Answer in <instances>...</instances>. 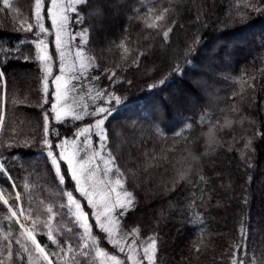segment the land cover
<instances>
[{"label": "trees", "instance_id": "obj_1", "mask_svg": "<svg viewBox=\"0 0 264 264\" xmlns=\"http://www.w3.org/2000/svg\"><path fill=\"white\" fill-rule=\"evenodd\" d=\"M118 1L122 3L116 7L119 12L116 25L110 26L113 13L101 21L91 8L81 6L84 21L75 23V14H71L73 23L69 31L76 33L87 28V44L80 45L78 36L71 42L96 58L95 64L82 75L75 73L80 79L73 81L76 91L72 95L81 105L88 106L87 112L98 106L112 109L104 125L108 141L103 154L110 149L116 156L127 178L125 186L136 198L135 209L122 219L123 226L129 231L139 228L140 241L153 234L158 237L157 264H231L233 258L237 264L241 260L244 264H264V13L243 7L247 0H114V3ZM251 2L264 6L260 0ZM150 7L171 9L163 22L173 28L167 42L162 32L146 28L135 18ZM12 9L0 11V45L6 50L0 52V72L4 73L0 95L5 98L0 161L5 162L17 188L13 189L12 182L2 174L0 187L13 196L20 191L25 207L29 196L34 204L41 200L54 205L66 203L59 193L72 191L89 213L93 233L103 237L104 233L95 226L87 200L74 190L67 164L61 162L65 183L60 185L40 143L45 111L50 113L51 128L60 134L50 135L54 145L62 138H74L78 129L94 124L99 117L84 115L81 120L65 117V122H56L51 114L50 105L55 102L52 79L60 74L54 35L46 40L53 55L50 103L39 106L43 72L37 62H25L13 51L19 48L24 55L34 56L30 42L35 36L18 30L25 19L34 22L33 0H15ZM237 13L246 15L241 18ZM49 25L45 16V26ZM125 36L134 50L127 60L121 58V50L116 48ZM139 52L144 55L139 57L137 66L132 60ZM177 65L179 73L174 71ZM113 71L116 75L109 79ZM97 76L99 79H93ZM161 79H165L163 85L159 84ZM97 91L114 93L121 98L120 103L114 100L109 103L107 95L95 98ZM25 97L26 102L19 103ZM226 121L231 122V127L221 128ZM188 124L190 128L186 127ZM213 125L214 137L209 134ZM126 132L131 138V152L119 145L118 134ZM25 140L31 142V147H22ZM249 140L250 146L245 147ZM91 141L93 147H99L96 135L91 136ZM151 155H167L168 162L161 161L160 166L144 171ZM181 170H186L189 178L173 188V180ZM25 181L30 185L28 193L22 187ZM59 211L64 213L67 209ZM5 213L6 208L0 202V249L9 243L3 239L4 235L12 233L13 258L6 264H28L27 254L21 253L23 259L16 255L20 252L15 243L18 225L3 220ZM67 219L63 217V222ZM61 221V216H57L53 223ZM242 227L247 240L241 234ZM46 231L41 228L37 239L48 244L49 250H56L43 234ZM58 239L63 243L72 236L61 230ZM101 246L110 253L116 252L106 240H102ZM63 255L71 259V254ZM6 257V250L0 253V260ZM53 260L54 264L58 261L63 264L59 257Z\"/></svg>", "mask_w": 264, "mask_h": 264}, {"label": "snow or ice", "instance_id": "obj_2", "mask_svg": "<svg viewBox=\"0 0 264 264\" xmlns=\"http://www.w3.org/2000/svg\"><path fill=\"white\" fill-rule=\"evenodd\" d=\"M14 2L15 0H0V4H2L0 11L12 9ZM260 2L264 4V0H260ZM81 6L91 8L96 19L101 21L106 15H110L114 8L118 7L114 0H95L94 3L93 0H33L34 22L30 23L25 19L18 30L32 32L35 36V39L30 42L34 47V56L24 55L19 48L13 51L18 58H22L25 62L34 60L39 64L43 72V96L39 103L42 108L44 104L50 103L48 94L49 78L52 77L53 55L48 51L46 40L48 36L54 35L55 50L60 63V74L52 79V83L55 84V102L50 105L51 114H54L56 122H65V117H71L72 120H81L84 115L99 117L95 119L94 124L78 129L74 133V138H62L59 143L54 145L49 139L50 135L59 136L60 134L51 128L49 122L50 113L45 111L43 113V136L40 143L42 149L46 152L47 161L54 170L60 185L65 183V173H62L61 162L67 164L68 173H70L71 179L75 183L74 190L87 200V206L92 209L91 215L95 221V226L101 233H104V236L100 237L93 233V225L89 222V213L84 210L81 202L74 197L72 191H61L59 193V195L66 198V203L54 205L41 200L34 204L29 196L28 207H25L24 197L20 191H15L13 196L11 193H7V189L0 187V202L6 208V213L2 218L10 224L15 223L18 225L15 243L19 245L20 252H17L16 255L18 258L23 259L24 257L21 253L27 254L28 264H54L53 257H59L63 264H157L158 237L153 234L140 241L139 228H133L129 231L125 229L122 223L123 217L135 209L136 198L133 192L129 191L125 186L127 178L117 164L116 156L113 155L110 149L107 150L106 155L103 154L108 141L107 130L104 125L109 115H111L112 109L98 106L92 112H87L88 106L86 104L81 105L77 97L72 95L76 91L75 84L72 81L80 79V76L75 73L79 72L82 75L95 64L96 59L92 55L85 54L84 48L78 46L71 65L67 63L68 57L73 55L69 47L71 41L78 36L80 37V45L88 42L89 30L87 28L76 33L69 31V26L73 23L71 14H75V23H83L84 21V16L81 15ZM243 7L250 8L251 11L256 13H264V6H257L251 0H247ZM12 10L19 11L18 9ZM135 11L139 12L138 9ZM170 12L171 9L167 7L162 10L150 7L144 15H137L135 18L141 20L146 28L162 32V36L167 42L173 28L166 26L163 22L167 20ZM237 15L243 18L246 14L237 13ZM45 16L50 21L49 27L45 26ZM172 23L174 24L175 21H172ZM65 37H68V39L66 40ZM128 39L125 36L116 45V48L121 50V58L124 60H127L128 56L134 51L128 45ZM5 51L3 45H0V52ZM6 54L12 55L13 52H6ZM143 55V52H139L132 60V63L138 66L139 57ZM174 71L179 73L181 69L177 65ZM115 75L116 73L113 71L109 79H112ZM3 76L4 73L0 72V81L3 80ZM93 79H99V77H93ZM128 83L130 84L131 81H128ZM164 83L165 79L159 81L160 85ZM155 86L150 85L149 87ZM251 86L249 85V87ZM241 91H243V86ZM239 94L234 93V95ZM105 95L110 98L109 103L112 100L117 104L120 103L121 98L114 93L97 91L95 98H103ZM26 100L27 98L25 97L19 103H25ZM13 102L16 103L17 101L14 100ZM4 103L5 98L0 95V127L3 126L5 120L3 113ZM76 108H82V111H76ZM233 111H237V109L233 108ZM186 127L190 128L191 125L188 124ZM224 127H231V122L226 121L224 125H221V128ZM214 128L215 125L209 129V134L213 137ZM93 134L99 138L98 148L93 147L91 141ZM176 135L179 136L181 133ZM250 144L251 140L248 141L245 147H249ZM68 145H72L74 148L71 155L67 152ZM22 147H31V142L25 140ZM56 149H59V152ZM172 150L169 149L168 151ZM98 160L103 163V168H101L100 163H97ZM161 161L168 162L167 155H151L144 171H147L148 167L160 166ZM101 173L102 176L100 175ZM0 174L4 175L7 181L12 182L11 187L13 189L17 188L3 161H0ZM188 178L186 170L178 171L172 187L177 186L180 181H187ZM200 179L203 180V176ZM22 187L25 193L30 191V185L27 181ZM10 200L13 203L10 204ZM245 203H247V200ZM59 209H67V212L61 213ZM57 216H61L62 221L54 225L53 222ZM21 217H23L24 222H21ZM42 217L44 218L42 219ZM63 217L68 218L67 222H63ZM41 228L47 230L43 234L47 236V240L51 245L55 246L56 250H49L48 244H42L37 239ZM61 230L64 233L71 234L72 239L61 243L58 239V234ZM241 234L247 240V233L243 227L241 228ZM11 236L12 233L9 231L3 237L9 243L4 245L3 249H0V253L7 251L6 260H0V264L12 261ZM102 240H106L108 244L112 245L113 249L116 250L115 254L110 253L101 246ZM196 251H199V247L196 248ZM64 253L71 254V259H65ZM78 257H82L83 260L78 259ZM57 264H59V261ZM231 264H237V260L233 258ZM239 264H244V261L241 260Z\"/></svg>", "mask_w": 264, "mask_h": 264}, {"label": "rangeland", "instance_id": "obj_3", "mask_svg": "<svg viewBox=\"0 0 264 264\" xmlns=\"http://www.w3.org/2000/svg\"><path fill=\"white\" fill-rule=\"evenodd\" d=\"M120 3H122V1H118V2H116L115 4L116 5H119ZM112 13L115 15L114 16V20L112 21V22H110V26H112V25H116L117 23H118V13L119 12H117V10H116V8H114L113 10H112ZM106 17V16H105ZM104 17V18H105ZM104 20V19H103ZM101 27V26H100ZM104 31L106 30V29H103ZM65 39L67 40V37H65ZM69 47H70V49H71V52H72V56H69L68 57V61H67V63L69 64V65H71V63H72V60H73V56H74V53H75V50H76V48L78 47L77 46V44L76 43H70V45H69ZM72 83H73V81H72ZM76 111H77V108H76ZM118 141H119V145L120 146H125L130 152H131V150H133L132 148H133V146H132V144H131V138L129 137V134L126 132L125 133V135H121V134H118ZM79 143V142H78ZM74 151V148H73V146L72 145H68L67 146V152H68V154L69 155H71V153ZM97 163H100V166H101V168H103V163L102 162H100L99 160L97 161ZM101 176H102V173L100 174ZM113 195H115V194H113ZM97 198H99V197H97ZM21 220L23 219V217H21L20 218Z\"/></svg>", "mask_w": 264, "mask_h": 264}, {"label": "bare ground", "instance_id": "obj_4", "mask_svg": "<svg viewBox=\"0 0 264 264\" xmlns=\"http://www.w3.org/2000/svg\"><path fill=\"white\" fill-rule=\"evenodd\" d=\"M21 222H24L23 219L21 220Z\"/></svg>", "mask_w": 264, "mask_h": 264}]
</instances>
